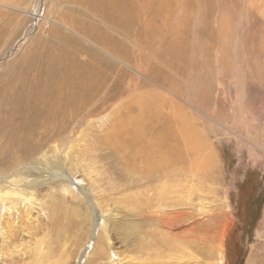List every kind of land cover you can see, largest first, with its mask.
Listing matches in <instances>:
<instances>
[{"label":"rangeland","instance_id":"obj_1","mask_svg":"<svg viewBox=\"0 0 264 264\" xmlns=\"http://www.w3.org/2000/svg\"><path fill=\"white\" fill-rule=\"evenodd\" d=\"M107 1L0 0V196L3 197L0 201V264L168 262V250L164 252L160 241L166 239L165 230L159 229L162 224L156 221L159 219L155 220L154 215L161 209H175L173 206L176 203V207H186L183 209L203 208L216 213L224 212L228 218L224 225L225 234L211 243L208 241V247H202L206 254L211 250V257L208 260L201 259L202 264H264V16H258L257 20L250 18L251 12H244L247 0H225L226 3L240 1L239 10L231 14L232 25L227 24L223 28L227 29L228 33L223 35L221 32L217 35L226 3L223 6V0H188L185 9L192 15L186 29L189 34L187 31L184 33L185 27L180 26L177 19L176 23H173V26L176 25V34L171 31L170 34H178L177 37L182 39L183 43H180L175 52L185 56L183 59L186 69L187 63L198 62L202 70L201 75L193 74L191 79L188 78L189 68L188 74L181 75L182 79H176L178 76L175 74L171 83L177 84L176 94L182 97L177 98L178 101L197 105L196 111L187 105L184 106L196 118L205 156L210 158L212 155L214 164L208 171V177L207 168L200 174L193 166L192 173L184 181L186 183L179 178L175 182L165 183L143 179L145 175H142L141 171L138 175L137 172L130 174L126 171L128 167L125 158L130 149L125 148L114 153L113 149L103 144V137L107 133L106 124H109L111 118L109 114L122 98L128 96V91L122 93L120 90L121 96L120 92L113 90L110 102L103 99V103L100 102V106L92 112L90 105L82 107L80 112L77 111L75 119L69 120L64 112L54 115L53 107L55 110L66 108V113L73 110L71 94H64L63 89L60 88L62 92L54 82L59 80L64 70L68 73L73 71L75 66V69L81 66V70L89 69L90 77L98 85L102 83L106 72L112 80L121 79L123 73H126L128 75L125 76V84L135 78L140 80L141 84L147 83L143 85V96L151 91L162 90L166 93L159 80V85L150 80V71L148 73L142 69L138 72L135 65L138 55L133 52L132 46L119 48L117 42L112 40H109L110 44L106 42L108 46L101 44L100 39L104 37L122 39L118 29L104 21L102 16L110 12ZM172 3L171 7L177 11L172 16L174 21L176 16L185 15L183 7L180 6L184 3L183 0H173ZM209 5L215 10L211 17L215 18V23L213 22L210 28L216 33V39H211L210 43L214 50L206 49L207 37L202 39L200 34V20L205 18ZM224 16L227 20L228 15ZM171 20L170 24L173 22ZM162 22V19H156L155 26L150 27L148 35L151 31H156L157 27V30L162 29L163 34L167 35ZM204 23H207V19ZM158 35L160 38L156 37L155 48L161 43L158 51H164V36ZM224 39L226 43L223 42ZM186 40L188 43H185ZM190 45L193 47L189 50ZM112 47L119 48L118 56L113 51H110V54L108 50L103 51L104 48L111 50ZM175 52L172 61L176 64L178 57ZM93 53L96 56L101 54L103 58H96ZM89 54L88 60L99 59L102 65L92 61L89 64L84 59ZM123 54L132 60L119 57ZM226 56L234 61L231 71L224 66L226 63H222ZM142 63L145 66V63ZM35 70L41 71L37 74ZM162 70L165 72V69ZM60 72L62 74H58ZM140 73H145L147 78ZM202 78L207 79L203 86L210 101L206 102L207 108H202L205 112H198ZM16 79H19L20 86L25 85L26 94L30 98L29 104L23 105L14 113L10 109L8 94L15 93L11 83ZM169 84L170 81L164 85L168 87ZM9 88L11 91L7 90ZM58 98L64 100L62 103L65 108L62 103L56 104ZM96 104L94 102L95 106ZM178 135L183 136V133ZM115 136L117 135H112L113 140ZM10 144H14V147ZM19 158L22 164L29 168V185L42 184L51 180L53 175L63 172L62 179L54 181L55 191L51 192V195L49 186L25 188L24 191L10 186L11 181L12 184H24L19 178L16 180L13 174V163ZM135 162L139 168H143L140 159ZM192 162L200 164L194 160ZM60 179H73L78 184L70 186L72 191L67 193L60 190ZM164 191L171 193L172 200L168 201L172 203L171 208L159 205V209L156 200L158 194ZM93 209L98 212L95 214ZM100 214L103 217L96 221L95 216ZM95 221L98 223L96 227ZM195 222L198 220L195 219L191 224ZM2 227L6 231L5 238L2 235ZM184 229L180 227L171 231L178 234ZM222 244L225 246L224 254L218 250ZM113 253L120 258H112Z\"/></svg>","mask_w":264,"mask_h":264},{"label":"bare ground","instance_id":"obj_2","mask_svg":"<svg viewBox=\"0 0 264 264\" xmlns=\"http://www.w3.org/2000/svg\"><path fill=\"white\" fill-rule=\"evenodd\" d=\"M172 1L173 0H108L107 6L109 7L110 12L108 14H103L102 16L104 17V21L111 24V26H115L116 30L118 29L122 39H118V37L115 40H114V38L110 39L109 37H108L109 39H106V37L100 39V41L102 42V43L101 42L100 43L102 45H106V46H108L107 43L110 44L109 42H111V41H109V40H112V42H114V43L117 42V46L119 48L123 47L124 49H126V48L132 46L133 52H135V54L137 53V55H138L136 62H135V65H136V68L138 69V72L139 71L141 72L142 69L148 73L150 71V75H148L150 80L152 82H154L156 85H159V83H160L161 86H163V88L167 94L161 90V91H157V92L151 91L149 94L146 93V95L143 96L142 93H145L143 91V90H145V86H143V85H147V83L142 82V84H141L140 80L135 78V80H133L132 82L130 81L129 83L125 84L124 82L127 79V78H125V76L128 75L126 73H123V77L121 79L112 80V79H110V76H107L109 73L106 72L105 75L102 77V83L100 82L101 84L98 85V84H95L94 83L95 81L93 82L92 78L90 77V70L89 69L84 68L83 70H81L80 68L83 66L77 67L76 69H75L76 66L75 67L71 66V67H74V70L70 71V69H69L70 72H68V73L66 72L67 74L64 72L65 70L63 71V74L61 72L58 73V74H62V75H60V76L58 75L59 80L54 82V84H58L59 86L58 85L57 86L59 87V89L60 88L63 89L64 94L66 92H69V94H71L72 99L70 102L72 103V109L73 110H71L70 113L69 112L66 113V108L64 107V103H62V101H64V100L61 101L59 98L56 101V104L58 105V104L62 103V105L65 109L62 110V107L60 108L61 110L60 109L55 110V107H53V109H54V115L59 113V112H64L65 116L67 118H69V120H71V119H75V116H77L76 114L78 113L77 111L80 112V109L82 107L85 108V106L90 105L92 107V109H91V112H92V110H95L98 106H100V102L103 103V99H106L107 101L110 102V100H112V98L110 96L112 95L113 90L114 91L117 90L118 92H120V90H121L122 93L124 91H128V92H126L127 93L126 95H128V96L126 98H122L119 101V104L117 106H114L115 108H113V110L109 114V116L111 118H110V122L108 121L109 124H106L107 125L106 126V129H107L106 132L107 133H106V136L103 137V140H104L103 144L107 148L113 149L114 153H116L117 151L123 150L125 148L130 149V152L125 157L127 167H128V170H126V171H129L130 174H132V173L136 174V172H137V175H138V172L141 171L142 175H145L143 177V179H146L149 181H155V182L165 181V183H172V182H175L177 178H179L183 183H186L184 181H186L187 177H189V175L192 173L193 166H194L195 171L199 172L200 174H202L203 169L207 168L206 173H207V177H208L209 176L208 171H210L211 168L213 167L214 158L212 155L210 156V158L205 156L204 144L202 142V135H201L200 129L197 128V123H196L197 120L194 117V115L192 114V112H190L184 106V105H187L191 109H193V111L194 110L196 111L197 105H194L191 102H187L186 104H184L183 102H181L182 100L181 101L179 100L180 101L179 102L177 100V98H180L181 95H178V93L176 94L175 86L177 84L175 85V83L174 84L171 83L174 80L175 74L178 76V78H176V79H182L181 75H184L186 73L188 74L189 68H190V73L188 74V78H191V79L193 78V74L196 76H197V73L199 75H201V70H202V68L200 67L198 62H196L195 64H193V63L188 64L187 63V69H186L185 65H184L185 60L183 59V58H185V56H181L180 53L175 52V49L177 47H179L180 43H182L181 42L182 39L180 40L177 37L178 34L173 35V34H176V25L173 26V23L174 22L176 23V19H177V22L179 21L180 26L184 25V27H185L184 33H185V31H187L186 29L189 26L187 23L189 22L192 15L190 13H188L187 9H185V6L188 5V0H183L184 4H182V5L180 4V6L183 7V12L185 13V15L182 17L176 16L178 18H176L174 16L175 20L173 21L172 16H173L174 12L176 14L177 11L173 10ZM223 1H224L223 6H224L226 1L225 0H223ZM239 3H240V1L238 3L237 2L226 3V5H225L226 7H224V10L222 11L221 18L219 21L220 22L219 23L220 29L218 30L219 33H217V35H219L221 32H222L221 34H223V35L228 33L227 29H223V28L227 24L232 25L233 19L231 17L232 16L231 14L232 13L235 14L236 11L239 10V5H238ZM200 4H199V6H200ZM242 4H241V7L243 6ZM209 6H210V8L208 9L205 18L204 19L202 18L200 20V21H202L200 34L202 36V39H203V37H207L206 38L207 39L206 40V42H207V48L206 49L207 50H209L211 48L210 47L211 39H216V33L210 29L212 24L215 23V21H214L215 18H211L213 16L215 10L212 8L211 5H209ZM244 6L246 8L244 10V12H247V13L251 12L250 18L254 17L257 20L258 16H264V0H247V1H245ZM110 7L112 8V10ZM201 7H202V5H201ZM206 7H208V6H206ZM205 9H207V8H205ZM201 10H199V11H201ZM178 11H180V10H178ZM224 14L228 15L227 20L224 19V17H225ZM178 15L181 16L180 13H178ZM35 17H36V15H35ZM156 19H159V20L162 19L163 29L167 30V32H168L167 35L163 34L162 29L157 30L158 27H157L156 31H151V33L148 35V33L150 31V27L155 26L154 21ZM206 19H207V23L205 24L204 20H206ZM170 20L173 21L171 24H170ZM213 27H214V25H213ZM235 28H236V26H235ZM237 30H239V29H237ZM255 30H256V28H255ZM170 31H171V33H173L172 35L170 34ZM234 32H236V31H234ZM186 33L189 34L188 31ZM255 33H256V31H255ZM257 33H258V31H257ZM158 34H162L164 36V40H163V41H165L164 42L165 43L164 44V47H165L164 51H158L160 46H162L161 43H160L159 47L155 48L156 43H157L156 37L159 36ZM106 35H108V34H106ZM232 35H233V33H232ZM180 36H182V35H180ZM111 37H113V36H111ZM151 38H153V39H151ZM159 38H160V36H159ZM162 39H160V40H162ZM184 39L185 38H183V40ZM225 39L223 40L224 43H226ZM237 39H239V38H237ZM263 39H261V40H263ZM187 41L188 40H186L185 43H188ZM190 41H192V39ZM204 41H205V38H204ZM227 43H228V41H227ZM162 44H163V42H162ZM203 44H205V43H203ZM240 44H241V42H240ZM262 45H263V43H262ZM187 46L188 45L186 44V48H187ZM191 46L192 45L189 46V50L192 49V48H190ZM234 46H236V45H234ZM260 46H261V44H260ZM231 47H233V46H231ZM231 47H230V49H233ZM112 48L113 49H111V50L104 48L105 50L103 49V51L105 52L108 50L107 51L108 53L110 51L111 52L113 51V53L115 55L120 53V52H118L119 48H116V47L115 48L112 47ZM226 48H228V47H226ZM241 48H242V46H241ZM211 49L214 50L213 48H211ZM230 49H228V50L226 49V50L229 51ZM152 50H156V51L152 52ZM186 50H188V49H186ZM236 51H238V50L236 49ZM174 52L176 53V55L178 57L176 64L173 63V61H172V59H173L172 56H173ZM196 52L198 53V51H196ZM210 52H208V53H210ZM94 53L96 54V52H94ZM94 53H93V55L96 58H99V59L103 58L101 56V54H100V56H96ZM188 53H189V51H188ZM214 53H215V51H214ZM90 54H89V56L84 58L87 62H89V64L92 61V60L91 61L88 60V58H90ZM224 54H225V52H224ZM163 55H164V58H163ZM234 56H235V54H234ZM119 57H121L123 60L124 59H126V60L131 59V58L126 57V55L124 56V54L119 55ZM91 58H93V57H91ZM96 58H94V61H92V62H99L98 61L99 59L97 60ZM262 58H264V57L262 56ZM122 59H121V61H122ZM187 59H189V58H187ZM211 61H212V59H211ZM236 61H238V60H236ZM142 62L145 63V66L143 65ZM260 62H262V59ZM77 63L78 64L80 63L79 60L77 61ZM222 63L227 64V65H224L225 67H227V70L228 69L230 71L232 70L231 64L234 63V61L232 62L228 56L224 57V60ZM262 63L264 64V61ZM99 64H100V66L102 65L100 62H99ZM85 66H87V65H85ZM91 66H93V65H91ZM218 66H219V64H218ZM221 67H222V65H221ZM175 68H178V69L175 70ZM222 68L224 69V67H222ZM71 69H73V68H71ZM94 69H96V68H94ZM162 69H165V72H163ZM234 69H235V67H234ZM42 70H44V69H42ZM39 71H41V70H39ZM39 71H36L37 74ZM44 72H46V71H44ZM93 72H94V70H93ZM227 73H228V71H227ZM40 74H41V72H40ZM45 75H47V74H45ZM140 75L147 78L145 76L146 75L145 73H140ZM224 75H225V73H224ZM44 77H46V76H44ZM261 78H263V77H261ZM38 79H39V77H38ZM158 80H159V83H158ZM206 80H207L206 78H202L200 80L202 85L200 86V104H199L200 108L198 105V109H199V110H197L198 112H205L202 110V108L203 109L207 108L208 103L206 104V102L210 101V99H208L207 92H205V87L203 86L204 82ZM51 81H52V79H51ZM169 81H170V84H169L170 86L167 87L166 85H164L165 83L167 84V82H169ZM50 82H49V84H50ZM194 82H196V81H192V83H194ZM218 83H220V82H218ZM11 84L15 88V90H14L15 93L13 94L10 92L8 94V102L11 105V108H10L11 111H14V113H16L23 105L29 104L28 100L30 97H29V95L26 94L27 89H26L25 85L20 86L19 79H16L14 81V83L12 82ZM188 85H190V84H188ZM38 88H40V87H38ZM46 88H44V89H46ZM7 90L11 91V88H9ZM14 91H12V92H14ZM186 91H188V90H186ZM109 92H111V93L108 95ZM121 92H120V95L122 96ZM129 92H130V95H129ZM32 94H33V91L30 92V95H32ZM64 94L61 93V95H64ZM82 97H85V98H82ZM62 98H63V96H62ZM94 102H96L98 105L96 104V106H95ZM65 103L69 104V102H66V101H65ZM77 104H79L78 109H77ZM7 105H8V103H7ZM74 110H76V112H74ZM89 112H90V110H89ZM178 133H183V136H179ZM113 134L117 135V136H115L114 140L112 139ZM10 146H12V148H13L14 144H10ZM44 159H46V158L44 157ZM138 159H140L142 164L144 165L143 168H139L136 165L135 161H137ZM192 160L199 162L200 164L197 165L194 162H192ZM13 165L15 166L13 169L14 170L13 174L15 175L16 180L19 178L21 180V182L24 184L23 185L22 184L20 185L17 183L12 184L11 183L12 181L9 184L13 188H16V189L21 188L23 191L25 190V188L34 189V187H38V186L39 187L49 186V191H50V195H51V192L55 191V187L53 186V183H55L54 181H56V179H59V178L62 179V177H63V175H62L63 172H62L61 174L59 173L58 175L57 174L53 175V178L51 180L45 181L42 184L40 183L39 185L34 184L35 186H33V185H29L31 181H29L27 178V171L29 169L28 166H24V164H22V160H20V158L17 159L13 163ZM129 172H128V174H129ZM131 176H134V175H131ZM61 179L59 181L60 184H62L59 186V187H61L60 190H63L64 192L66 191L67 193L72 191L70 186H76V184H78V183H75L73 179H71V180H61ZM13 180H15V178ZM169 185L171 186V184H169ZM4 196H6V195L4 194ZM23 196H24V194H23ZM30 197H32V196H30ZM171 198H172L171 193H169V192L165 193V191H164L160 195L158 194V198L156 200L158 205H156V206L159 208V205L160 206L164 205L166 208H171L172 203H169L170 202L169 200ZM1 200H3V197L0 196V201ZM165 204H168V205H165ZM176 206H177V203L174 204V206H173V208H175V209H164V210H162L160 207L159 209H161V210L159 212L155 213V215H154L155 220L159 219L156 221L162 224V227H160L161 226L160 225L159 229L163 228L165 230L164 234L166 235V236L163 235L164 238H166V239H161L160 241H161V246L164 248V252L166 250H168L166 257L169 261L167 262V260H164L165 263H162V264H202L201 259L205 260V258H206V260H208L211 257V253H210L211 250L208 251L209 254H206L204 252V250L202 249V247L206 246V243L208 241H210V243H211V242L215 241V239L217 237L220 238V236H223L225 234V228L226 227L224 228V225L227 223L228 218L226 217V215H224V212L216 213V211H212V210L206 211L203 208L202 209H183L186 207L182 206V208H181V206L180 207H176ZM157 207H156V209H158ZM15 208H17V207H15ZM10 209L13 210V208H10ZM93 210L95 211V214L98 212L96 209H93ZM22 212H24V211H22ZM150 212H152V210ZM12 216L14 218V215H12ZM102 217H103L102 214H100V216H97V217L95 216L96 221H98V218H102ZM113 218H115V216H113ZM205 218L206 219L208 218L207 221H204ZM195 219L198 220V222L197 223L195 222V224L194 223L191 224V222H194ZM15 222H16V220H15ZM15 222H13V223H15ZM97 224L98 223L96 222L95 227L97 226ZM103 226H104V223H103ZM185 226H187V227H185ZM14 227H15V225H14ZM180 227L185 228L182 233L176 234L173 231H171L173 229H178ZM0 230H1V228H0ZM2 230L4 231L3 227H2ZM2 235L5 238L6 237V231H4ZM160 238H162V237H160ZM220 243H223V242H220ZM206 247H208V246H206ZM218 250L224 254L225 246L222 244L220 247H218ZM101 255L104 256V254H101ZM116 256L118 258H120L118 255H115L114 253L112 254L111 257L114 258ZM164 259H166V258H164ZM136 263H138V262L136 261ZM131 264H135V263H131Z\"/></svg>","mask_w":264,"mask_h":264}]
</instances>
